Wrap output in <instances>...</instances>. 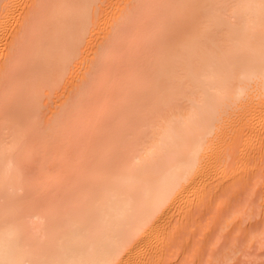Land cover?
<instances>
[{"label": "bare ground", "instance_id": "bare-ground-1", "mask_svg": "<svg viewBox=\"0 0 264 264\" xmlns=\"http://www.w3.org/2000/svg\"><path fill=\"white\" fill-rule=\"evenodd\" d=\"M99 1L0 0V264L156 263L193 204L230 183L236 143L260 142L264 0H130L74 76V107L47 121L43 99L72 73ZM71 149L86 163L66 177Z\"/></svg>", "mask_w": 264, "mask_h": 264}, {"label": "rangeland", "instance_id": "rangeland-1", "mask_svg": "<svg viewBox=\"0 0 264 264\" xmlns=\"http://www.w3.org/2000/svg\"><path fill=\"white\" fill-rule=\"evenodd\" d=\"M99 3H101V4H99ZM99 3L98 4L100 6L98 5L99 7L96 9L97 11L95 10L97 15L94 13V15H95L94 20L92 19L93 24H92V27L89 31L90 33L87 35L88 36L87 39H85V41H86L85 44L82 45V49H81L82 53L80 52L81 55L79 56L80 58L76 59L75 60L76 62L73 63L72 73L69 74V76L65 78V81H63L56 89H54L53 91L49 90L50 92L49 91L47 92L48 96L44 98V99L47 98L46 100L43 99L44 109L42 108V110L44 111L43 113H45L44 115H46L47 121H49V120L51 121V118L55 117L54 114L56 112L58 113V110H60V108H61L60 106L64 105V107H66L65 104L67 105V103H68L70 106V104L74 103V99H76L75 94L76 93L78 94V91L80 89L79 86L82 83L80 79H76V78L74 79V76H76L78 72L81 73L84 70V63L87 60V58L89 57L92 48L94 49L95 46H99V45L100 46L98 48H100L102 44L105 45L106 40L104 38V36H105L104 35V28H105L106 24L108 22H111L112 20H114V18L121 11L128 9L127 6L130 3V0H100ZM107 38H108V36H107ZM109 40H112V39H109ZM133 42H134V40H133ZM136 42H134V43L136 44ZM110 43H111V41H110ZM110 43L108 42V44H110ZM139 43L142 44V41L141 42L139 41ZM140 47L141 46H139L137 48L140 49ZM146 47H149V45H147ZM150 47H152V46L150 45ZM150 47H149V50H150ZM113 48H115V47H113ZM144 48L145 47L142 48L143 49L142 51H144ZM152 48H151V51H152ZM136 50H138V49H136ZM142 51L140 52V54H143L144 52H146V49L144 52H142ZM153 52L154 51H152V54H153ZM136 53L139 54L138 51ZM124 54H125V52H124ZM143 55H141V56L144 57ZM146 55H148V54L146 53ZM93 56L95 57V55H93ZM138 57L140 58V56H138ZM123 61H124V59H123ZM127 64H128V62H127ZM117 66H118V64H117ZM117 66L114 65L115 68ZM122 66H123V64H122ZM127 66H126V68L128 69L129 67H127ZM114 67H112V68H114ZM98 68H100V67H97L96 72L99 71ZM117 68L119 70L122 69V71H119V72L117 69H115V71L117 73L121 72L123 76H124V74L126 76V74H127L126 69H125L126 71H123V68H121V66L117 67ZM110 69H111V67H110ZM82 74H83V72H82ZM110 75L114 76L115 74L112 75V73H111ZM118 77H119V75H118ZM86 78L89 80V77H86ZM107 78H108V76H107ZM120 78H121V75H120ZM123 78H125V77H123ZM118 80H120V79L118 78ZM118 82H120V81H118ZM78 87H79V89H78ZM109 90H111V89H109ZM77 94H76V96H77ZM117 95H119V94H116L115 95L116 98H113V99H117L118 98ZM96 98H98V97H96ZM95 101H98V100H94V102ZM111 101H113V100H111ZM95 103H97V102H95ZM109 103H111V102H109ZM91 104H92L91 106H93V103H91ZM116 104L118 107V103H116ZM74 105L75 104H73L72 107H74ZM94 106H97V105H94ZM43 117H45V116H43ZM108 119H111V120L108 121ZM108 119H107V121H105L104 119H102V120L99 119L100 121H98V123H100V125L103 123V120L107 124H109L108 126H105V129L107 128V130H105V131L102 130L104 132L103 134H100V133H102V131L100 129L101 128L104 129L103 128L104 123L100 126L98 123L93 122L94 127L96 126L97 128L95 127L96 129H93L94 127L92 125V127H91L92 131L94 132L97 130V132L91 133L92 132L91 131L89 133L91 135L95 134V136H94L95 138L93 137V139H94V141L97 140L96 142L92 141V138L90 137V135L86 134L89 136V138L87 136V140L91 139L93 144L95 143L94 144L95 146H93V145L89 146V144H92V142L88 140L89 141V144H88L87 143L88 141L85 139V136L81 137L83 134L80 135V137H81L80 139L78 137V141H80L82 138H84V140L82 139V141L86 140V142H84V144H83L84 146L81 145V147L84 148V151L82 148H80V145H79V144H82L83 142L79 143L77 145V146H79L77 149L80 148V152L81 153L83 152L82 154H84L86 152L85 148H87L88 146L90 148H92V147L96 148V147L102 146L107 141V139L109 137L107 135H110V132H111L110 130L112 129L111 127L113 125V122H111L113 120L112 117H108ZM95 122H97V121H95ZM108 127H110V129H108ZM98 130H100L101 132H99ZM89 131H90V129H89ZM106 131L109 133H106ZM87 133H88V130H87ZM96 134H98V138L101 137L99 135H105L106 134L105 136L100 138L102 140H100L99 144H98V138L96 139V136H97ZM254 139L255 138L253 137V140ZM251 140H250L249 144H251L255 141V140L254 141L253 140L251 141ZM85 145H88V146L85 147ZM77 146H75V149ZM89 147H88V149H89ZM234 148H235V151L231 155L233 157L231 158V166H230V171H229V173H230L229 180L231 179L230 183L228 185H226V183L224 181H225V178H227L228 176L225 177L223 180V183H222V184H225V186L224 185L221 186V184H220L219 186H221V187L218 188L217 184L214 185V188L212 187L213 190L211 189L212 190L211 192H209V191L206 192V195L208 192H209V194L206 196V198H204V200L200 199L198 202L196 201L195 204H193V206L191 207V208H193V211L192 210L189 211V212H191V211L192 212L190 214L188 213L189 215H188V217L186 216L187 218L185 217L186 219L180 217L179 220H181V218H182L181 222L178 220L179 223L178 222L176 223L177 226L174 225L176 227L174 234L172 232L173 235H171V236L169 235V238L167 237L168 238V240L166 241L167 245L160 249V251H161V252H159L160 256L158 255L157 256L158 259L155 258L156 263L153 262L152 264H154V263L155 264H264V130L261 132L260 142L258 141L255 144L254 143L251 144L248 151H246L247 149L244 150V148H242L239 143H236V147H234ZM73 149L70 150L71 152L69 151L70 152L69 153L70 158L68 157V161H67V159L61 161V164L63 167H64L63 163L65 162V165L67 166V167L65 166L67 168L66 171H69L70 168H68V166H70V165L72 167V165L78 166L80 162H83V164L80 163V165H85V163H86L85 160H83V158H82V161L80 159H78L79 161L76 160L81 154H79L80 152L78 150L79 156H76L77 152L74 153ZM75 151H77V150H75ZM230 151H229V153L227 151L226 155L228 154V156H229V154H231L233 152V151L232 152H230ZM72 153L76 156L75 159L72 156L73 155ZM228 156H226V158H228ZM94 157L95 156H93V158ZM35 158H37V157H35ZM35 158L33 159V161H35V163H36L37 161L35 160ZM71 158H73V160L74 161L76 160V161L74 162ZM69 159H70V162L73 161L74 163L73 162L69 163ZM86 159L88 161H91L94 163L96 158H94V161L92 159V156L90 158L86 157ZM66 162H68V163H66ZM91 162H88L87 166H89V163H91ZM228 162H230V161H228ZM58 163H57V165H58ZM227 163H225V166H227ZM33 164H34V162H33ZM33 164H31V165H33ZM61 164H59V165H61ZM57 165H56V167H57ZM92 165L93 164L91 163L90 166H92ZM225 166L223 168L226 169ZM58 167L60 169L61 166H58ZM63 167H62V169H63ZM227 167H229V166H227ZM29 169H30V167H29ZM32 169H34L33 166H31V170ZM41 169H43V168H41ZM64 169H63V171H64ZM43 170H41V172ZM60 171L62 172L61 169L59 170V173H61ZM66 171H64L66 174V177L68 175L73 176L75 174V171H72L71 169H70L71 172L69 171V173L68 172L66 173ZM226 171H227V169H226ZM30 172H32V171H30ZM33 173H35V172H33ZM71 173L72 174L74 173V174L72 175ZM227 173H228V171H227ZM215 186H217V187H215ZM210 188H211V186H210ZM197 203H198V205H197ZM183 217H184V215H183ZM183 219H185V220H183ZM174 226H173V230L175 228ZM171 231H172V229H171ZM230 247H233L232 251H234L235 247H236V249H235L236 251H237V249H239L240 251L238 250V253L235 252V254H236L235 257H234L235 254L233 253L234 254L233 257L235 259L233 258V260H231V262L229 261V263H228V260H229L228 255L232 254ZM227 252H228V254H227ZM223 254L224 255L227 254L226 255L227 257L225 258V256ZM221 256H224V259ZM225 259L227 260V263H225V261H224ZM222 261H224V263H222Z\"/></svg>", "mask_w": 264, "mask_h": 264}]
</instances>
